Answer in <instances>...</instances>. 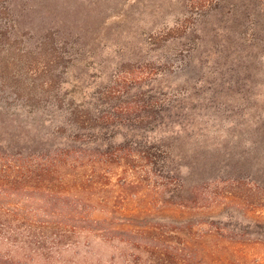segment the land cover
<instances>
[{"label":"rangeland","instance_id":"374dc122","mask_svg":"<svg viewBox=\"0 0 264 264\" xmlns=\"http://www.w3.org/2000/svg\"><path fill=\"white\" fill-rule=\"evenodd\" d=\"M0 153V261L264 264V0H0Z\"/></svg>","mask_w":264,"mask_h":264},{"label":"trees","instance_id":"16d2710c","mask_svg":"<svg viewBox=\"0 0 264 264\" xmlns=\"http://www.w3.org/2000/svg\"><path fill=\"white\" fill-rule=\"evenodd\" d=\"M65 164L63 157H53L49 161H34L27 156L6 158L0 153V186L10 190L20 188H47L61 190L71 185V179L62 174L60 167ZM64 173V172H63ZM36 230L28 231V241L40 238ZM154 252H157L154 249ZM0 264H14L0 261Z\"/></svg>","mask_w":264,"mask_h":264}]
</instances>
